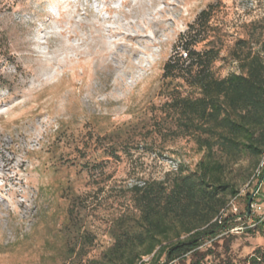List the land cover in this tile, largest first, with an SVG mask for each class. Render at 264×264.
Segmentation results:
<instances>
[{"label":"rangeland","instance_id":"rangeland-1","mask_svg":"<svg viewBox=\"0 0 264 264\" xmlns=\"http://www.w3.org/2000/svg\"><path fill=\"white\" fill-rule=\"evenodd\" d=\"M263 41L264 0H0V264L98 260L133 186L203 158L168 107L198 91L167 62L215 49L225 78ZM260 159L229 165L239 194L202 264H264V224L247 216Z\"/></svg>","mask_w":264,"mask_h":264},{"label":"trees","instance_id":"trees-1","mask_svg":"<svg viewBox=\"0 0 264 264\" xmlns=\"http://www.w3.org/2000/svg\"><path fill=\"white\" fill-rule=\"evenodd\" d=\"M216 55L215 49L186 50L164 67L167 77L179 74L198 91L196 98L175 96L168 107L202 160L194 171L133 186L132 210L116 222L113 245L89 264H171L189 254L196 256L191 264H202L200 248L230 227L222 211L239 192L227 178L228 167L264 154V41L259 52L238 57L240 73L225 78L213 75Z\"/></svg>","mask_w":264,"mask_h":264},{"label":"built area","instance_id":"built-area-1","mask_svg":"<svg viewBox=\"0 0 264 264\" xmlns=\"http://www.w3.org/2000/svg\"><path fill=\"white\" fill-rule=\"evenodd\" d=\"M264 180V154L260 159V163L253 175L252 180L248 184V196H250L251 204L247 206V216L255 215L254 225L264 223V194L261 192ZM253 183V187H251ZM251 187V188H250Z\"/></svg>","mask_w":264,"mask_h":264},{"label":"water","instance_id":"water-1","mask_svg":"<svg viewBox=\"0 0 264 264\" xmlns=\"http://www.w3.org/2000/svg\"><path fill=\"white\" fill-rule=\"evenodd\" d=\"M250 204H251V200H249V202H248V206H250Z\"/></svg>","mask_w":264,"mask_h":264}]
</instances>
